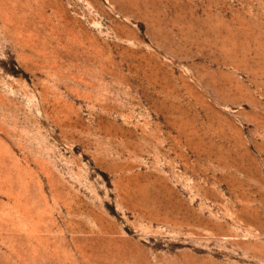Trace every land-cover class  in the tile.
<instances>
[{"label":"rangeland","instance_id":"obj_1","mask_svg":"<svg viewBox=\"0 0 264 264\" xmlns=\"http://www.w3.org/2000/svg\"><path fill=\"white\" fill-rule=\"evenodd\" d=\"M0 264H264V0H0Z\"/></svg>","mask_w":264,"mask_h":264}]
</instances>
